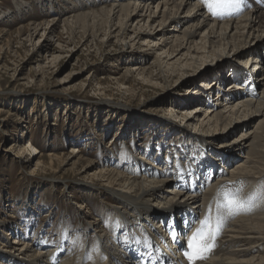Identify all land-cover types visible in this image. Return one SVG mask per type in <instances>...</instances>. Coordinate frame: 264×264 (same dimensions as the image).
<instances>
[{"label": "bare ground", "instance_id": "1", "mask_svg": "<svg viewBox=\"0 0 264 264\" xmlns=\"http://www.w3.org/2000/svg\"><path fill=\"white\" fill-rule=\"evenodd\" d=\"M66 1L73 6L76 4L74 1ZM95 2L97 0H80L79 5L85 6L84 11H79L71 17V22L69 19L64 20L70 38L74 32L81 30L83 39L89 37L93 31V37L102 41L116 34L115 38L120 42L126 41L128 37L130 39L135 37L131 42H140L142 46L147 44V49L130 47L132 50L127 57L131 64L124 66L121 79H117L118 84L122 86L129 81L137 83L141 77L144 82L151 85L149 87L153 88L155 84L163 83L162 88H166L171 82L180 83L189 75L198 76L197 82L193 81L194 77L191 80L195 91L188 90L187 95L180 98L181 101L178 103L174 101L177 109L183 107L179 113L187 120L186 125L182 126L177 122L171 124V130H174L172 135L166 132L168 135L166 138L163 133L157 134L156 142L153 147L147 148V152L142 146L137 145L130 151L126 150L129 149V146H126L121 157L116 153L117 156L112 158L119 161L115 167L104 166L110 165V158L105 159L101 166L99 161L85 158L86 155L74 146L66 154L56 155L49 152L45 157L31 142H26L19 150L22 155L28 153L33 156L32 171L49 169L61 172L63 168L69 166L70 169L67 167L66 170H76L82 176L84 181L82 184L86 187L79 188L78 193L87 192L88 200L94 198L95 192L102 193L104 190L112 192L114 196L123 200V203L112 205L107 213L110 204L105 201L104 217L97 216L94 222L88 225L84 223L83 215H80L79 227L74 233L76 236H72L74 239L70 237V224L64 225L61 229L63 236L59 241L60 246L57 244L54 251L45 252L42 248L38 249L39 244L28 240V236H25L26 239L21 238L24 234H21V231L20 237L16 236L12 240V244L18 245L19 248L7 251L3 257L5 263L56 264L67 245L68 256L62 257L64 260L60 264H137L136 255L144 250L149 233L156 240L164 235L162 222L165 212L173 213L177 210L180 213L190 208L195 212L206 211L222 185H234L238 181L248 180L249 185H246L248 189L243 190L242 195L244 198L255 197L257 206L250 214H242L243 217L231 226L227 236L218 243L210 258L202 264H264V190L261 189L264 185V42L256 37L260 33L264 36V10L256 8L238 19L219 23L209 17L206 11H203L204 7L196 0H115L113 5H105L107 0H99L100 6L105 5L102 8H98L99 5L97 6ZM49 3L54 4L55 0H49ZM30 6L26 8L20 6V9L27 12L31 9ZM154 8L159 11L154 12ZM67 13L68 10L64 11L63 16H67ZM141 13L143 15H140ZM56 20L52 23L53 28H43V21L38 25L30 24L26 28H21L17 33L19 37H25L24 31L30 30L28 39L30 38L34 44L36 41L40 42L44 35H56L59 24L55 23ZM185 23L190 25L182 31ZM157 24L159 26L171 24L172 28L157 32L155 27ZM114 27H118L115 32ZM146 28L150 32L145 31ZM41 33L43 36L39 37ZM2 34L4 31L0 30V36ZM56 36L59 41L61 39L63 41L61 34ZM199 36L201 37L197 42L196 38ZM257 42L262 43L256 46ZM6 46L0 47V53ZM230 52L236 53L231 55ZM244 54L246 57L242 63L240 58ZM154 55L155 64L146 65ZM44 59L49 60L48 56ZM208 59H222L224 62L214 71L207 67V64L211 63L206 62ZM56 61L58 59L54 58L51 63L54 64ZM215 93L213 101L211 95ZM251 114L260 119L257 122L253 120L249 124L239 125L240 120H247ZM161 118L163 121H160L164 124L165 120L170 123L175 121ZM160 121L156 120V125L165 127L166 125ZM169 125L166 128H169ZM190 132L194 133L196 138ZM182 133L189 137L188 139L186 136L182 137L186 143L181 146H178V143L177 146L169 144L170 139L174 137L177 139ZM200 133H206L208 137L203 139L199 136ZM233 135L237 137L230 142L229 139ZM114 142V145L106 144V147L117 149L119 141ZM122 164L131 166V169H122L120 166ZM196 165L201 166L200 169L208 167L198 178L211 174L209 176L211 181H205L201 192L192 193L186 187V183L192 182L189 178L191 175L198 174L199 168ZM222 165L228 167L227 171ZM174 169L176 171H173ZM94 188L99 190H93ZM107 194L104 197L108 200L110 195ZM109 201L115 200L111 198ZM181 201L183 204H180ZM191 201H194L193 204ZM177 202L179 204L175 205ZM84 211L90 215L88 206L80 202L76 213L79 215ZM47 212L43 218L47 220L50 217L51 221L54 211L48 209ZM232 219L227 227L232 223ZM96 226L97 229L91 235L89 230ZM226 228L222 237L228 231ZM124 230L133 238L125 240ZM164 237L167 238L166 235ZM94 238L95 243L94 241L92 243ZM117 239L123 245H119Z\"/></svg>", "mask_w": 264, "mask_h": 264}, {"label": "rangeland", "instance_id": "2", "mask_svg": "<svg viewBox=\"0 0 264 264\" xmlns=\"http://www.w3.org/2000/svg\"><path fill=\"white\" fill-rule=\"evenodd\" d=\"M70 1L76 4L70 5L66 0H55L54 4H50L49 0H0V30L4 31L0 36V47L8 46L4 47L3 53H0V264H6L3 257L8 250L12 248L16 250L18 247L12 244V240L16 236L20 237L21 231V234L24 233L21 238L26 239L25 236H28V240L39 244L38 249L52 251L63 236L61 229L64 225L70 224V237L74 239L72 236H76L74 233L79 227L80 215H83L84 223L88 225L94 222L95 217L106 214L105 201L110 204L107 213L112 205L123 203V200L114 196L112 192L108 193L104 190L102 193L95 192L94 198L88 200L87 192L78 193L79 188L86 187L82 184L84 182L82 176L76 170H66L69 166L63 168L61 172L49 171V169L32 171L33 156L28 153L22 155L19 150L26 142H31L45 157L49 152L56 155L66 154L74 146L86 155L85 158L97 160L102 166L105 159L112 160L115 153L113 151H116L115 148L113 150L112 147L107 148L106 144L109 146L118 140L121 150L125 145L131 149L138 145L143 149L146 148L147 152V148L153 147L156 142L157 134L163 133L162 135L167 138L174 131L171 130V124L177 122L185 126L187 122L182 117L183 114L179 113L183 107L177 109L176 103L187 95L188 90L195 91L191 80L194 77L193 81L197 82L198 76L189 75L180 83L171 82L166 88H162L163 83L155 84L153 88L149 87L151 85L144 82L141 77L138 78L137 83L129 81L123 86L119 85L117 79L122 77V69L131 64L127 57L132 50L130 47L147 49V44L142 46L140 42H131L135 37L133 39L128 37L126 41L120 42L115 38L116 34L102 41L93 37V31L90 32L89 37L87 36L88 38L83 39L81 30L74 32L70 38L64 20L69 19L71 22V17L79 11H84L85 7L79 5L80 0ZM114 1L107 0L105 5H113ZM95 3L99 5V2ZM105 5H99L98 8ZM20 6L25 8L30 6L31 9L25 12ZM67 10L68 15L63 16V12ZM153 11L159 10L154 8ZM55 19H57L55 23L59 22L56 35L61 34L63 41L62 39L59 41L56 35L48 34L44 35L40 42L36 41L33 44L30 38L28 39L30 30L24 31L25 37H19L17 33L21 28H26L30 24L38 25L43 21V28H53L52 23ZM48 24L51 25L47 27ZM187 25L190 23H185L182 31ZM155 27L157 32L172 28L171 24L164 26L157 24ZM117 28L114 27L113 32ZM133 29L134 27L131 31ZM145 31L150 32L148 28ZM41 35L43 36L41 33L39 37ZM201 36L196 38L197 42ZM256 37L264 42L262 33ZM155 38L158 39V36ZM262 42H257L255 45ZM230 53L234 55L236 52ZM46 56L49 60L44 59ZM155 57L154 55L149 62L147 61L146 65L155 64ZM245 57L244 54L240 58L242 63ZM54 58L58 61L52 64ZM206 62H211L207 67L215 71L223 65L224 60L208 59ZM215 96L216 93L211 95L213 101ZM254 115L251 114L247 120H240L239 125L249 124L253 120L257 122L260 117ZM161 117L175 121L170 123L165 120L164 124ZM156 120H162L160 122L164 126L170 124V127L167 129L166 126L156 125ZM166 132L170 134L166 135ZM191 134L196 138L194 133ZM183 136L186 135L179 134L177 139L174 137L168 142L170 145L177 146L178 143V146H181L186 143L185 138L182 139ZM199 136L203 139L208 137L206 133H200ZM235 136H231L230 142H233ZM187 137L186 139L189 138ZM222 167L227 171V166L222 165ZM244 182L243 190H247L248 180ZM105 193L110 195L108 200L104 197ZM111 198L115 201L110 202ZM80 202L88 206L90 215L86 214L87 211L77 215ZM180 204L183 202L181 201ZM48 209L54 211L51 221H49L50 217L47 220L43 218L47 215ZM23 216L25 218H22ZM242 217L241 214L232 219V223L226 228L228 231L219 243L227 236L231 226ZM97 227L90 229L89 233L94 232Z\"/></svg>", "mask_w": 264, "mask_h": 264}, {"label": "snow or ice", "instance_id": "3", "mask_svg": "<svg viewBox=\"0 0 264 264\" xmlns=\"http://www.w3.org/2000/svg\"><path fill=\"white\" fill-rule=\"evenodd\" d=\"M205 3L214 16L223 18L232 14L233 7L240 11L243 0H227V3H222V0H205ZM244 184V181H238L234 185H222L207 210H202V214L193 215L185 225L184 231L173 236V242L181 238L186 240L182 255L188 264H202L209 259L227 222L238 215L250 214L257 206L255 197H243ZM261 189L264 190V185Z\"/></svg>", "mask_w": 264, "mask_h": 264}]
</instances>
